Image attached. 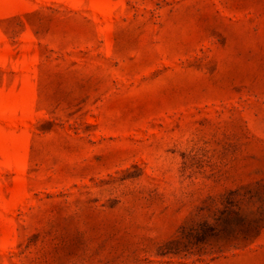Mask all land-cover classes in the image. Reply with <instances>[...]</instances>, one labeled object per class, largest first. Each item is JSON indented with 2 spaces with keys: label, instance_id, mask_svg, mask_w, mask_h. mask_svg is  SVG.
<instances>
[{
  "label": "rangeland",
  "instance_id": "1",
  "mask_svg": "<svg viewBox=\"0 0 264 264\" xmlns=\"http://www.w3.org/2000/svg\"><path fill=\"white\" fill-rule=\"evenodd\" d=\"M0 264H264V0H0Z\"/></svg>",
  "mask_w": 264,
  "mask_h": 264
}]
</instances>
